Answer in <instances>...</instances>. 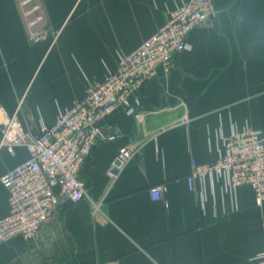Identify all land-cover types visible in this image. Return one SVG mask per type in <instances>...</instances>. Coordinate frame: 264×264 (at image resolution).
Listing matches in <instances>:
<instances>
[{"label":"crops","instance_id":"crops-1","mask_svg":"<svg viewBox=\"0 0 264 264\" xmlns=\"http://www.w3.org/2000/svg\"><path fill=\"white\" fill-rule=\"evenodd\" d=\"M186 1L0 0V121L18 112L38 136ZM212 1L219 17L191 32L170 73L159 69L146 82L136 114L117 110L103 124L105 136L121 137L86 160L89 198L61 202L35 240L0 245V264H257L264 205L251 188L233 193L220 182L213 195L207 186L203 204L201 182L191 190L187 180L193 162L219 160L221 135L246 126L264 134V0ZM40 31L46 38L33 43L30 33ZM135 143L140 150L112 181L109 166ZM28 158L25 148L3 150L0 178ZM156 185L167 189L163 200L151 197ZM9 212L0 183V219Z\"/></svg>","mask_w":264,"mask_h":264},{"label":"built area","instance_id":"built-area-1","mask_svg":"<svg viewBox=\"0 0 264 264\" xmlns=\"http://www.w3.org/2000/svg\"><path fill=\"white\" fill-rule=\"evenodd\" d=\"M31 5L36 0H22ZM35 5L29 11L39 10ZM220 9L212 0H188L176 7L167 23L145 40L136 50L120 57L118 69L104 80L89 85L86 95L71 106L60 108L55 122L43 126L38 136L26 131L18 112L1 120L0 154L6 150L15 155L25 148L29 158L19 166L8 170L0 183L8 192L10 212L0 219V245L15 238L35 240L41 228L54 215L61 202L78 205L89 198L81 172L86 160L96 146L114 141L121 136H105L103 124L117 110L134 116L141 107V92L147 81L153 79L159 69L170 73L173 59L190 48L188 37L193 30L217 19ZM42 20L37 17L32 25ZM45 32L30 33L33 43L46 38ZM189 117L183 119L186 125ZM223 144L219 160L212 165L193 162L188 184L194 189L201 182L202 203H205L207 186L212 194L218 183L224 189L236 192L247 186L254 193L256 205H264V134L250 126L221 135ZM137 143L123 147L109 166L108 176L115 181L140 150ZM120 162V165H117ZM166 187L151 188L153 200H163ZM94 213L100 204L93 202ZM166 206L168 204L166 203ZM264 264V250L255 258Z\"/></svg>","mask_w":264,"mask_h":264},{"label":"water","instance_id":"water-1","mask_svg":"<svg viewBox=\"0 0 264 264\" xmlns=\"http://www.w3.org/2000/svg\"><path fill=\"white\" fill-rule=\"evenodd\" d=\"M117 165H120V162H117Z\"/></svg>","mask_w":264,"mask_h":264}]
</instances>
